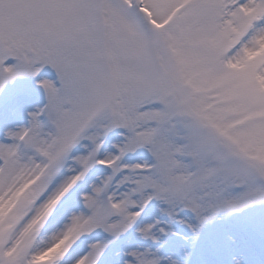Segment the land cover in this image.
<instances>
[{
	"label": "snow or ice",
	"instance_id": "1",
	"mask_svg": "<svg viewBox=\"0 0 264 264\" xmlns=\"http://www.w3.org/2000/svg\"><path fill=\"white\" fill-rule=\"evenodd\" d=\"M0 264H264V0H0Z\"/></svg>",
	"mask_w": 264,
	"mask_h": 264
}]
</instances>
